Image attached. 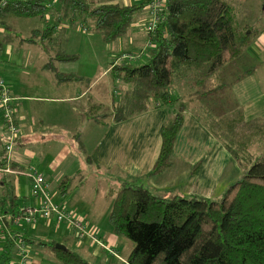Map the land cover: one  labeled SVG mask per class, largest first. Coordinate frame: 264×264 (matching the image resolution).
Instances as JSON below:
<instances>
[{
  "label": "trees",
  "instance_id": "trees-1",
  "mask_svg": "<svg viewBox=\"0 0 264 264\" xmlns=\"http://www.w3.org/2000/svg\"><path fill=\"white\" fill-rule=\"evenodd\" d=\"M149 3L150 0L140 5L94 6L89 0H57L55 4L50 0H0V29L9 32L10 19L54 16L53 24L31 31L22 42L39 43L49 54L44 70L52 72L58 84L89 86V79L63 74L55 68V63L78 59L64 51L56 35L57 26L65 22L69 28H76L89 22L102 42L109 45L126 36L136 15ZM147 36L151 47L145 64L135 66L133 61L120 57L111 64L112 81L130 86L120 99L113 100L112 123L127 121L151 107L176 108L160 129L161 146L150 172V176L162 174L171 166L173 145L187 109L180 98H172L174 86L183 82L192 95L205 103L204 108L199 107L200 112H194L196 119L220 142L243 175L228 186L218 202L195 196L163 198L142 186H123L108 214L113 234L132 244L126 260L119 264H264V154L253 156L249 152L264 137V123L245 121L241 109L219 97L230 86L224 80L226 66L242 59L255 31L249 25L238 24L234 8L226 0H165L156 29L148 31ZM7 41L0 39V49ZM252 71L253 68L237 76L234 82ZM216 78L218 84L213 85ZM228 105H232L231 109ZM94 112L96 107L84 113L86 122L105 120ZM73 139L81 151L82 133L78 131ZM3 146L0 172L15 175L18 169L8 160ZM92 159L88 156L86 161ZM73 181L74 177L66 176L58 183L62 202L70 196ZM7 193L13 205L5 208L0 202V217L3 221V215L8 214L16 224L23 211L15 207L18 197ZM16 236L6 241L0 264H29L30 261H21L24 243L48 249L59 264H92L65 242L61 245L66 250L62 251L56 249L55 241L29 237H23L24 242L17 245L15 238L20 235ZM14 247L16 260H12Z\"/></svg>",
  "mask_w": 264,
  "mask_h": 264
},
{
  "label": "crops",
  "instance_id": "crops-1",
  "mask_svg": "<svg viewBox=\"0 0 264 264\" xmlns=\"http://www.w3.org/2000/svg\"><path fill=\"white\" fill-rule=\"evenodd\" d=\"M48 17L50 19L52 16L48 15ZM77 28H80L86 35L92 29L87 24L69 28L64 22L57 26L56 35L61 36L62 44L63 42L69 44V34L70 39L74 37L73 35H78ZM134 28L131 30L136 35L137 31ZM253 30L256 36L243 54L242 59L238 61L254 63L255 65L247 68L244 73L251 68L253 71L234 82V79L240 76L235 75L234 79L229 82L230 86L227 91L230 92L227 97L238 109L242 110L245 121L259 120L264 123V31ZM7 34V31L0 33L2 40L12 36L6 43L16 37ZM33 45L38 46L40 51L48 57L39 45ZM7 49L13 50L12 47ZM64 51L72 55L68 49H64ZM124 52L120 51L119 57L130 53V51ZM50 54L54 55L53 52ZM73 55L76 54L73 53ZM46 63L41 67L43 71H47L44 70ZM74 63L76 61L55 63V68L63 74H78L80 76V69L77 66H72ZM109 70L103 72L102 75L109 74ZM50 73L53 75L52 72ZM6 74L5 69L0 68V79L14 93L13 96L9 90L14 108V120L20 130V136L8 154V160L18 169L19 173L14 175L0 172V202L3 203L1 206L8 208L13 205L6 197L7 192H12L18 197L16 192H21L23 189V185H19L21 183L18 177L20 174H27L28 191L31 190L30 174L42 175L48 185L51 199L53 197L51 191L54 190L57 192V200L59 199L61 205L57 204L58 201H55V198L52 199V202L70 213L76 221L81 222L83 229L77 230L79 236L75 240L64 236L66 232L64 228L59 231L62 223H58L54 218L37 217L44 221L41 226L46 229L42 230L41 234L64 240L60 244L63 242L69 244L72 241L70 248L67 244L66 246L84 259L87 257L103 264H119L126 260L120 257L116 249V246L119 247L121 242L113 234L108 222V214L115 195L123 186H142L154 195L163 198L195 196L211 199L216 194L223 196L228 186L236 182L235 177L238 176L239 167L220 142L196 119L194 111L188 108L182 114L183 124L173 145L170 168L162 174L150 176L161 146L160 129L163 124L169 121L176 108L155 109L151 107L149 111L121 123H112L111 119L100 123L86 122L84 113L91 108L100 106L94 105L90 101L86 104L83 103L90 89L97 85L95 82L98 80L93 83L89 80V86H85L84 90H79L78 85L81 86V84H58L53 75L54 88L60 95L47 94L43 96L35 92L24 93L17 90L12 83L5 80ZM81 77L83 76L81 75ZM110 95L109 106L115 94L112 92ZM2 123L1 118L0 125ZM78 131L82 133L81 151L73 139V135ZM67 138L71 139V142H68ZM32 149L38 150L42 154L37 156L31 152ZM84 149L85 156L82 154ZM78 152L81 153L84 161L99 174V177L92 176L95 179L91 183L88 182L90 193L97 195L98 188H104L106 194L112 198L110 205L109 203L106 206L105 204L99 205L96 199L85 194L84 190L87 192L85 176L80 169L73 166L72 162L73 156ZM88 156L93 157L89 163L86 161ZM66 176L74 177V181L70 196L62 202L57 186ZM18 199L20 200L21 197ZM31 206L26 205L21 211ZM8 216V214H4L3 221L0 217V226L4 232L7 231L4 225ZM105 219H107V223H105ZM34 232H40V228ZM58 232L61 235L55 236ZM39 238L38 240H42L45 237ZM109 250L115 252V256L111 255ZM35 260V257L30 256L29 264H34Z\"/></svg>",
  "mask_w": 264,
  "mask_h": 264
},
{
  "label": "rangeland",
  "instance_id": "rangeland-1",
  "mask_svg": "<svg viewBox=\"0 0 264 264\" xmlns=\"http://www.w3.org/2000/svg\"><path fill=\"white\" fill-rule=\"evenodd\" d=\"M92 5L96 6L99 4H118L123 6L129 5H140L147 3L149 0H89ZM231 4L234 8V14L236 17V21L240 25H249L253 29H257L260 31H264V0H226ZM52 4H55L57 0H50ZM148 6V5H147ZM146 6V8L142 9L141 13L136 15L135 21L133 25H131L128 33L125 37L119 39L117 43L114 44H104L101 41L100 36L94 31L93 27L87 35L80 29L77 28L78 35H73L70 39L69 34V41L63 42L64 49H68L71 54L75 53L78 57V61L72 64V66H77L80 69V74L83 77H86L90 80L91 83L95 82L97 85L90 89L87 97L84 100V104L88 101L92 104H98L97 112H94L96 116H104L105 120L110 119L112 115V103L114 99H120L124 92L130 89V86L119 82L113 83L112 79L110 78L109 74L102 75L103 72L109 70L111 64L116 60L117 57L120 56V51H130V53H126L127 55H131L134 57L132 64L143 65L148 60V48L151 47L148 41L147 32L149 29V23L153 20V17L150 13V9ZM58 7V6H57ZM54 17H46L45 19H10L9 27L10 30L7 35H15L16 37L12 39V41L3 45L2 49L0 50V68L5 69L7 72L5 80L12 83L14 88L21 92H35L38 95L46 96L47 94L50 95H60L59 92L54 88V78L50 71H43L42 65L47 62V56L42 53L38 46L33 45L31 43L22 42V39L28 38L31 35V31L34 29H43L46 25L53 24ZM64 23V22H62ZM91 23H87V26L91 28ZM136 27V28H134ZM135 29L137 31L136 35L132 33L131 29ZM3 29H0V33H3ZM14 32V34H13ZM1 37V36H0ZM2 38V37H1ZM8 36L7 39H11ZM61 39V36H58ZM5 39V40H7ZM39 44V43H38ZM37 44V45H38ZM8 47H12L13 50L7 49ZM125 53V52H124ZM49 55V54H48ZM125 55V54H123ZM255 64L252 62H235L231 65L226 66L225 72V81L226 83L231 82L235 75H241L244 71L249 68L253 67ZM233 71V72H232ZM80 75V76H81ZM105 76V77H104ZM213 85L218 84V79H213ZM5 85V84H4ZM6 86V85H5ZM7 87V86H6ZM11 87V86H10ZM85 86L78 85L79 90H84ZM11 93L13 90L9 88ZM225 89L223 92L220 93V101H229L227 95L228 92ZM110 91V92H109ZM114 92L115 98L111 99V103L109 106L110 101V93ZM14 96V93H12ZM172 98H180L182 102H184L188 109L196 112H200L199 107L201 106L204 108V102L199 100L197 97L191 94V90L187 85L183 82L176 84L172 89ZM232 105H228L227 108L231 109ZM0 114V119H1ZM264 133V127H263ZM10 137L8 131L6 130L5 125L2 123L0 125V143L4 145L7 142V139ZM70 138V137H68ZM67 138V139H68ZM71 139H68V142ZM75 150L77 152L76 146ZM32 153L36 154L37 156L42 154V152L38 150L32 149ZM249 152L253 156H261L264 154V137L261 138V142L254 144L250 147ZM86 151L85 149L82 151V154L85 156ZM88 153V152H87ZM89 154V153H88ZM80 152L75 154L72 158L73 166L75 168L80 169L81 172L84 174L85 179V194L91 196L92 199H96L98 201L97 204H108L112 201L109 195L106 194L104 188H98L99 192L97 195H92L90 193L88 182L91 183L95 178L92 176H98L93 167H90L84 159L82 158ZM238 176L235 177V181L240 179L243 175V170L238 168L237 172ZM27 174L22 173L18 177L21 180L19 185H23V189L21 192L17 191L16 195L21 197V199L17 202L16 208L18 210H22L23 207L26 205H32L30 208H38V200L32 196L31 190L28 191L27 186ZM28 192V193H27ZM50 193V192H49ZM52 199H56L58 201L57 204L61 205L59 199L57 200V192L52 190ZM221 195L216 194L214 195L211 200L213 201H220ZM37 224L29 225L24 222V220H19L18 223H12L11 217L8 216L5 219V228L6 232H4L3 228L0 226V257L2 254L3 247L8 241V239L15 237L16 235H20L19 238H15L17 245L21 244V239L23 237L33 238L35 240L40 239L39 237H45L42 240L44 241H54L57 244L64 240H60L59 238H54L51 235L44 236L41 234L42 230H46L43 228V220H36ZM105 223H107V219H105ZM42 225V226H41ZM83 225V224H82ZM37 228H40V232H34ZM65 229L64 236H68L70 238H77L79 236V232H75L74 230L69 229L67 223H62L60 225L59 231ZM61 235L59 232L55 234V236ZM17 237V236H16ZM76 240V239H75ZM120 240L121 245L119 247L116 246V249L122 259H126L128 254L131 251L132 244L125 239L118 238ZM24 242V241H22ZM26 245V251L30 256L35 257L34 264H59L52 256L51 252L45 248H38L34 245L24 243ZM72 245V241L67 244L70 248ZM17 259L16 249H13V257L12 260ZM88 262L92 264H98L99 262L93 259L85 258ZM120 263V262H119Z\"/></svg>",
  "mask_w": 264,
  "mask_h": 264
},
{
  "label": "built area",
  "instance_id": "built-area-1",
  "mask_svg": "<svg viewBox=\"0 0 264 264\" xmlns=\"http://www.w3.org/2000/svg\"><path fill=\"white\" fill-rule=\"evenodd\" d=\"M165 0H150L148 8L153 17V20L149 23L148 31L154 32L156 29L157 22L161 16L162 10L164 9ZM121 60H133L134 57L131 55H122ZM0 114L2 116L3 124L6 127L10 137L4 145L5 151L9 154L12 150L13 145L20 136V130L17 127L14 120V108L12 106V97L9 89L4 85L2 79H0ZM7 173H11L10 170H6ZM31 178V194L38 200V208H26L23 210L22 220L26 224L34 225L36 223L37 217H42L44 219L54 218L58 223H67L68 227L74 231L82 230L83 225L81 222L76 221L74 217L60 209V207L52 202L49 194L48 185L44 177L40 174H30ZM16 220V222H18ZM111 255L115 256V252L109 250ZM22 263H27L30 261V257L26 252L24 247L20 250ZM16 264V263H13Z\"/></svg>",
  "mask_w": 264,
  "mask_h": 264
},
{
  "label": "water",
  "instance_id": "water-1",
  "mask_svg": "<svg viewBox=\"0 0 264 264\" xmlns=\"http://www.w3.org/2000/svg\"><path fill=\"white\" fill-rule=\"evenodd\" d=\"M55 247H56L57 250H62V251L66 250L65 246H63L61 244H56Z\"/></svg>",
  "mask_w": 264,
  "mask_h": 264
}]
</instances>
